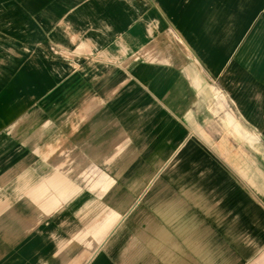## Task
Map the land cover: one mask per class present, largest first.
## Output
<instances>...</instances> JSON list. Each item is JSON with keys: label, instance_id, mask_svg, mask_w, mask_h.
Wrapping results in <instances>:
<instances>
[{"label": "crops", "instance_id": "0c3cea01", "mask_svg": "<svg viewBox=\"0 0 264 264\" xmlns=\"http://www.w3.org/2000/svg\"><path fill=\"white\" fill-rule=\"evenodd\" d=\"M0 264H264V0H0Z\"/></svg>", "mask_w": 264, "mask_h": 264}, {"label": "bare ground", "instance_id": "6f19581e", "mask_svg": "<svg viewBox=\"0 0 264 264\" xmlns=\"http://www.w3.org/2000/svg\"><path fill=\"white\" fill-rule=\"evenodd\" d=\"M236 9V8H235Z\"/></svg>", "mask_w": 264, "mask_h": 264}]
</instances>
